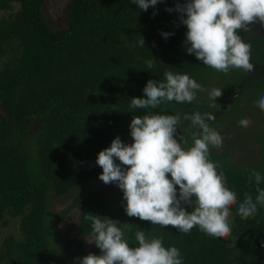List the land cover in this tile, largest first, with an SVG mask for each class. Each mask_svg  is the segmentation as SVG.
<instances>
[{"label":"trees","instance_id":"1","mask_svg":"<svg viewBox=\"0 0 264 264\" xmlns=\"http://www.w3.org/2000/svg\"><path fill=\"white\" fill-rule=\"evenodd\" d=\"M44 1L0 0V14L7 13L0 18V226L13 220L19 225V234L7 235L0 244V264H79L88 255L79 238L63 243L57 236L56 217L65 215L52 213V199L67 196L72 200L70 209L78 210L80 237L92 235L86 214L116 217L119 226L126 224L130 247L138 246L135 232L144 230L149 239L160 238L165 248L176 247L183 264H264V206L258 205L256 214L247 219L236 214L245 193L255 201L256 184L254 178L249 182L250 173L255 170L264 178V111L257 106L264 95V73L237 69L221 73L189 55L182 13L175 11L187 0H163L146 11L133 0H72L67 27L56 32L42 13ZM14 4L18 8L12 12ZM163 33L171 35L165 38ZM140 37L144 47L138 43ZM244 42L251 44L253 66L264 67V37L251 30ZM149 59L152 69L145 63ZM166 71L188 74L203 91L191 103L130 108L132 98H147L143 88L149 80L165 82ZM213 88L222 90L215 100L217 108L210 107ZM242 103L255 105L251 109L257 116H248L250 121L261 116L259 126L245 133L239 125L245 119V112H238ZM195 112L214 115L207 122L218 133L230 131L223 152L209 148L210 160L219 165L226 186L237 194L227 239L210 237L198 226L184 234L129 217L120 196L104 200L95 186L86 187L100 181L101 173L76 166L97 159L116 137L129 145L134 115L179 114L177 136L186 148L192 144L191 132L198 129L183 116ZM35 121L40 126L32 129ZM234 138L240 143L248 138L256 149L255 153L250 147V162L234 160L240 145ZM259 187L264 189V179Z\"/></svg>","mask_w":264,"mask_h":264},{"label":"clouds","instance_id":"2","mask_svg":"<svg viewBox=\"0 0 264 264\" xmlns=\"http://www.w3.org/2000/svg\"><path fill=\"white\" fill-rule=\"evenodd\" d=\"M158 2L163 0H133L145 11ZM175 11L182 13L181 23L187 29L184 44L189 55L221 73L230 69L253 71L251 44L244 42L237 32L251 31L250 26L256 22L264 25V0H187L183 6L177 4ZM162 35L167 38L171 34ZM138 43L144 47L143 38L140 37ZM145 63L147 68H154L153 59ZM164 78L165 82L149 80L143 88L147 98H132L130 108L156 109L162 103L172 101L191 103L197 92L203 91L202 85L186 73L166 71ZM221 95V89L211 90L209 98L213 103L210 107H219L215 100ZM257 106L264 111V95ZM183 119L190 121L193 129H198L191 132L192 144L186 148L176 138L181 122L179 114L134 115L129 125L132 139L129 145L116 137L110 147L98 153L97 159L76 168H96L100 172L99 166L102 169L98 176L100 181L86 187L95 186L96 182L105 185L115 182L123 193L125 212L129 217L164 228L171 226L184 234L198 226L210 237L227 239L231 234L230 217L233 216L230 209L237 205V194L226 186L223 172L217 171L219 165L210 160V146L222 147L223 140L207 122L215 116L195 112L185 114ZM35 122L40 125V121ZM250 124L249 119L239 121L243 128ZM183 144L187 145L188 140L184 139ZM121 165L127 166L126 170ZM253 178L257 193L255 201L252 195L245 193L236 209L242 219L253 217L258 205L264 206V189L259 187L264 178L255 170L249 175L250 183ZM182 204L192 210L186 211ZM85 219L91 222L93 244L101 254L89 253L79 259V264H183L176 247L165 248L160 238L149 239L144 230L135 232L138 246L130 247L125 238L126 224L121 227L118 221L93 214H86Z\"/></svg>","mask_w":264,"mask_h":264},{"label":"rangeland","instance_id":"3","mask_svg":"<svg viewBox=\"0 0 264 264\" xmlns=\"http://www.w3.org/2000/svg\"><path fill=\"white\" fill-rule=\"evenodd\" d=\"M72 0H45L44 4L42 6V13L45 17L46 23L50 28L52 29L53 32H56L59 29L66 28L67 27V8L69 3ZM18 8L17 4L13 5V10L12 12L16 11ZM7 13H2L0 14V18L2 16L6 17ZM251 27V30H254L256 33L262 35L264 37V25H262L260 22L254 23ZM249 31H244V30H238L237 34L241 37L242 40L245 39L247 33ZM253 32V31H252ZM264 72V69L261 68H256V66H253V71L258 73L259 71ZM261 73V72H259ZM255 106V105H254ZM254 106H247L245 103H242L239 108L238 112H245L244 116L245 119H249L248 116H257L256 109H251V107ZM257 107V106H256ZM260 110V109H259ZM1 111V107H0ZM261 111V110H260ZM261 116L257 117V119H254L251 121V124L247 128H243L240 126V129L242 130L243 133L251 131L253 128L259 126V121H260ZM240 118L235 119L236 122H238ZM37 125V126H36ZM38 122L34 123V126L32 129H35L36 127H39ZM229 130H225L222 132H219L220 136L223 138L222 140V147H219V152L224 151V144L229 140L228 139V133ZM178 140L182 141L181 136L176 137ZM237 139L234 141L237 143H240V138H234ZM243 143H240L239 146H237L235 153H234V160L239 163L243 164L244 162H250V147L252 150L256 153V149L253 148L250 145V141L248 138L246 140H242ZM179 142V141H178ZM252 159V158H251ZM247 162V163H248ZM120 162H117L119 164ZM121 167L126 170L127 166L121 165ZM100 169V173H102V169L98 166ZM95 189L97 190V193L101 195V197L104 200H115L118 196L121 197L123 201V193L122 191L119 192V188L116 186L115 182L110 183L105 185L103 182L95 183ZM73 194V193H72ZM52 213L57 215L58 213H64V217H56V223L58 227V236L61 238V241L63 243L67 242L68 239L72 237H77L81 241L82 247L84 251L89 254H94L96 255L97 253L100 252V249L95 246L94 239L92 235H86V236H79L77 234V224H78V210L77 209H70V205L72 204V200L70 196L61 198V199H52ZM120 206H124L123 203L120 204ZM112 220H116V217H113ZM19 225L16 220H13L9 223L7 227H1L0 226V244L7 235H13L17 236L19 234Z\"/></svg>","mask_w":264,"mask_h":264},{"label":"flooded vegetation","instance_id":"4","mask_svg":"<svg viewBox=\"0 0 264 264\" xmlns=\"http://www.w3.org/2000/svg\"><path fill=\"white\" fill-rule=\"evenodd\" d=\"M69 4H70V3H69ZM251 26H252V25H251ZM261 69H264V67L262 66V68H261ZM259 72H261V73H264V72H263V70H262V71H259ZM259 72H258V73H259Z\"/></svg>","mask_w":264,"mask_h":264},{"label":"water","instance_id":"5","mask_svg":"<svg viewBox=\"0 0 264 264\" xmlns=\"http://www.w3.org/2000/svg\"><path fill=\"white\" fill-rule=\"evenodd\" d=\"M131 143H133V141Z\"/></svg>","mask_w":264,"mask_h":264}]
</instances>
